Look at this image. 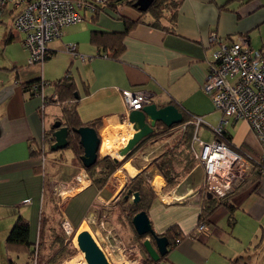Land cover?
<instances>
[{"label":"crops","instance_id":"crops-1","mask_svg":"<svg viewBox=\"0 0 264 264\" xmlns=\"http://www.w3.org/2000/svg\"><path fill=\"white\" fill-rule=\"evenodd\" d=\"M88 14L83 11L82 22L64 27L60 38L48 44L50 57L32 65L29 64L30 51L25 45V36L13 28L15 10L9 8L0 22L2 244L10 231V222L13 224L18 214L28 219L31 239L35 242L43 206L48 210L47 206L51 204H47V200L52 194L49 195L45 188L48 180L46 146H49L44 145L43 140L45 132L59 118L57 109H61L60 103L50 101L55 95L53 82L70 70L78 87L77 110L81 122L88 126L91 122L100 121L97 132L101 138L98 153L101 157L109 155L115 158L113 149L122 147H116L118 141L109 142L119 138L124 128L132 131L130 138L135 133L121 95V91L129 89L147 91L151 103L159 108L174 104L186 113L202 117L205 123L198 130L199 136L204 141H212V129L224 115L215 108L211 93L206 90L208 64L218 48L209 43V37L216 32L224 43L239 42L254 49L253 43H258L254 38L264 27V0H180L172 21L174 26L165 20L166 27H156L153 18L147 15L126 35L125 50L119 59L99 56L103 51L91 43L92 34L122 32L125 30L122 17L138 21L141 13L133 7L120 5L117 10H102L96 20ZM70 44L76 45L77 55L68 50ZM260 44L259 50H264V42ZM107 53L112 54L111 51L104 52ZM39 79L47 82L41 94L33 95L24 89V84ZM50 122H53L51 127L48 126ZM163 126L157 123L154 132L136 146L129 159L122 160L103 189L97 188L77 158L72 157L69 162L63 155L52 159L56 167L50 171L53 175L55 170V178L49 181L50 188L53 182H60L63 186L78 180L81 185L80 190L69 196L65 208H59L63 220L67 219L79 231L88 229L93 232L91 227H95V233L100 232V223L105 217L104 226L116 227L114 219L117 223V217L112 214L114 219H111L110 212L104 211L110 205L115 206L132 181L142 175L156 194L147 213L156 234H163L174 225L182 234H190L196 227L202 205L213 196H209L206 190L200 192L205 184V173L196 161L174 189L165 191L167 182L155 160L177 143L178 138L175 137L178 135L175 133L178 131L175 128L163 130ZM225 129L233 149H242L248 155L260 158V143L246 121L230 119ZM39 148L42 150L40 156L45 157L44 165L39 155L32 156L33 149ZM253 168L251 165L246 182L228 199V203L235 207L232 225L227 206H219L209 217L210 234L199 239L185 237L163 262L231 264L235 259L248 258L249 255L248 264H264V177ZM44 192L48 193L47 196ZM97 207L101 209L94 215L97 217L94 221L93 209ZM4 219L7 220L5 227ZM132 233L127 241L123 239L124 243L139 246L134 240L133 229ZM216 238H219L222 248L214 244ZM139 254L137 258L139 262L142 258L144 264L148 254L142 247Z\"/></svg>","mask_w":264,"mask_h":264},{"label":"built area","instance_id":"built-area-1","mask_svg":"<svg viewBox=\"0 0 264 264\" xmlns=\"http://www.w3.org/2000/svg\"><path fill=\"white\" fill-rule=\"evenodd\" d=\"M103 2L105 0H94V3L84 0H0V21L9 8L15 10L13 26L25 36L24 42L30 51L29 64L32 65L43 62L48 54V44L60 38L64 27L82 22L83 11L94 16L95 3ZM209 43L218 48L208 64L206 90L211 93L215 108L223 113L224 118L212 129V141H204L199 136L198 130L205 123L202 117L193 116L187 124L195 126L193 157L205 173V184L200 192L206 190L223 197L246 180L251 168L250 158L233 149L225 139V128L230 119L246 121L255 132L261 147L260 173L264 177V50H254L239 42L224 43L216 32L210 35ZM68 50L77 55L75 44H70ZM121 95L128 113L151 103L150 95L143 89L123 90ZM53 99L57 100V96ZM70 184L78 186L80 183L75 180ZM106 220L105 217L100 223V227L107 232L105 244L111 243L112 250L117 248L118 254L135 252L132 257L139 256L138 244L126 245L115 227L107 229L104 226ZM64 221L65 232H74L72 225ZM208 234L209 226L201 223L190 237L199 239ZM103 252L109 258L105 250Z\"/></svg>","mask_w":264,"mask_h":264},{"label":"trees","instance_id":"trees-1","mask_svg":"<svg viewBox=\"0 0 264 264\" xmlns=\"http://www.w3.org/2000/svg\"><path fill=\"white\" fill-rule=\"evenodd\" d=\"M87 2L94 3V0H84ZM136 0H105L103 3H95L96 12L94 14V19L96 20L97 16L100 12L106 8H111L117 10V8L121 6H130L138 10L134 6ZM180 0H154L150 8L145 11H139L141 13V18L138 21H132L125 17H122V20L125 24V30L122 32H94L91 37V43L101 49L103 52L99 53V56H111L115 59H119L122 53L125 50L124 39L128 32L136 26L137 23L140 21H144L147 15H150L154 20V26L156 27H166L164 26L165 20L169 21L171 25H175L172 21L176 16V12L179 7ZM172 11V13H171ZM170 13V14H169ZM2 21V20H1ZM0 21V22H1ZM16 30V28L13 26ZM18 31V30H17ZM19 32V31H18ZM21 33V32H19ZM24 35V34H23ZM52 42V41H51ZM48 47V46H47ZM111 51L112 54H104V52ZM49 52V50H48ZM50 57V54H47L45 60ZM47 82L43 79L34 80L24 84V89L30 91L33 95L41 94L43 86ZM54 85V96H57V100H54L53 97L50 98L52 102L60 103V107L62 110V116L57 118L62 122L63 126L68 127L69 129V136H68V146L65 148L70 149L73 153L78 157V162L82 165L81 156L84 153L83 147L80 144V137L78 133L74 131L75 128H80L85 126L78 114V101L79 97H76V93H78L77 83L72 76L70 70L66 73L64 77L61 79L53 82ZM37 86V88H35ZM49 101V100H48ZM180 110V109H179ZM183 114V122L182 124L188 123L194 115L190 113H186L180 110ZM95 128L96 130L100 126V121H94L89 124ZM157 125V124H156ZM162 125V123H159ZM181 124L174 125L170 128L164 127L163 130H171L174 127L180 126ZM186 131L183 134V137L177 136V143L170 149H166L161 155L157 157L155 160V164L157 165L159 171L161 172L162 176L165 178L167 185L165 187V191H170L174 189L192 170L195 165V161L191 154L190 150V142L192 140V136L194 133L195 126L192 124H187ZM53 126L45 132L43 144L48 145L49 147L54 143L55 138L53 136ZM226 133V132H225ZM225 139L231 144L230 138L228 133H226ZM64 150V149H63ZM240 151L244 156L249 157L251 160V165L255 168L254 171L261 176V159L254 158L253 156L248 155L244 150L237 149ZM42 153L41 148L33 149L32 156H40ZM261 153V152H260ZM129 156L125 158L128 160ZM123 160V161H125ZM122 161V162H123ZM115 158L107 155L102 158L99 157L97 162L89 167L86 168V171L91 177L93 183L99 189H103L108 182V179L111 175L117 170V168L122 164ZM41 172H44L41 170ZM247 180V178H246ZM246 180L240 185L242 186ZM239 186V187H240ZM239 187L237 189H239ZM45 188L49 189L50 184L48 180L45 183ZM47 194V192H44ZM139 194V202L134 203L132 199H134V194ZM233 193V192H232ZM223 198L213 197L207 200V203L202 205L201 212L199 214V218L197 221L196 226L201 223L207 224L209 223V217L212 215L213 211L216 210L219 206L225 205L228 208L230 213L229 221L232 225L234 222L233 213L235 211V207L228 203V199L231 194ZM156 194L151 187V185L146 181L144 176L139 175L136 177L132 183L128 186L125 190L124 194L120 197L117 201L116 206L119 207L120 211L117 214V220L119 223H126L128 224L131 229L134 230V240H136L142 249L145 250L143 245L144 240L149 236H140L135 231V228L132 223V218L135 214L141 211H146L148 213L149 208L152 206L153 201H155ZM52 201V199H51ZM50 198L48 199L47 204H50ZM210 204V205H209ZM51 206V205H50ZM48 205L46 210V206H43L40 223H39V234L37 240L34 242L31 239V228L30 223L26 217L21 214H18L12 228L8 232V235L4 241L6 250L8 253H26L27 254V262L25 264H58L61 260L67 256L70 252V249L64 245V239L61 234L55 231L54 220L57 218L58 220L62 218L61 212L56 206ZM48 211V212H47ZM56 216V218H55ZM58 222V221H57ZM53 233V234H52ZM63 233V231H62ZM53 235V236H52ZM162 236L167 237L168 239V252L165 256L161 257L159 261H154L149 255H147L144 264H158L163 262V260L167 257L168 253L178 245L177 240H183L185 237H189L191 234L184 235L182 234L176 225L171 226L165 233L160 234ZM152 243L155 244L153 238H151ZM46 242L50 244V255L43 259L40 257L42 255V249L44 246H47ZM58 247V248H57ZM146 252V250H145ZM147 253V252H146ZM245 257H239L232 261L231 264H236L240 260H244ZM5 264H18L16 261L12 260V258L8 257V261Z\"/></svg>","mask_w":264,"mask_h":264},{"label":"water","instance_id":"water-1","mask_svg":"<svg viewBox=\"0 0 264 264\" xmlns=\"http://www.w3.org/2000/svg\"><path fill=\"white\" fill-rule=\"evenodd\" d=\"M153 2L154 0H136L134 6L138 8L139 11L145 12L150 8ZM76 97H78L77 93ZM128 118L129 122L133 125L135 133L124 147L114 149L113 155L116 160L119 158L125 160L143 139L154 132L157 123H163L166 127L170 128L183 122V114L174 104L159 108L155 103H149L140 110H132ZM53 129L55 130L53 132L55 141L50 149L52 151L65 149L68 146V127L63 126L62 122L57 120L53 124ZM74 131L78 133L80 144L84 150L81 161L85 168H89L97 162L99 149L101 147V138L97 130L91 126L75 128ZM139 199V194L135 193L133 202L138 203ZM132 223L138 235H149L154 239L155 245L152 243L151 238H146L143 242L147 254L154 261H159L161 257L167 254L168 239L165 236L156 234L146 211L135 214L132 218ZM76 245L85 257L87 264H110L105 253L88 230H82L78 233Z\"/></svg>","mask_w":264,"mask_h":264},{"label":"rangeland","instance_id":"rangeland-1","mask_svg":"<svg viewBox=\"0 0 264 264\" xmlns=\"http://www.w3.org/2000/svg\"><path fill=\"white\" fill-rule=\"evenodd\" d=\"M171 13H172V11H171ZM260 32L262 33V35L260 34ZM257 36L258 37L254 38V41H257L258 43H253V45H252L254 50H259L262 47V44H260V42L261 41L264 42V27L257 32ZM28 59H29V57H28ZM57 114H58V117H61L62 116V110L61 109H57ZM55 121H57V120H54V122ZM50 123L48 124V126L52 125L53 122H50ZM186 127L187 126H185L184 124H181L179 126V128L174 127L176 129V131H178V133H175V135H178V136H180L182 138L184 132L187 129ZM174 132H175V130H174ZM175 138H178V137H175ZM190 150H191V154L193 156L192 140L190 142ZM46 153H47L46 157H47L48 160H47L45 166H46V173L48 175V183H49V181L51 180L52 177L55 178V176H53L55 170L52 171L53 175H50V171L53 168L56 167V166H54V163L51 161L52 159H55V158H57V157H59L61 155H63L64 160L66 162H69L72 159V157H73V159L78 158L76 155L74 156L73 151L70 150V149L69 150L68 149H66V150L64 149V150H59V151H52L49 147L46 146ZM99 157L102 158L100 155H99ZM40 158H41L42 163L44 165L45 158L43 156L42 157L40 156ZM193 159H194V157H193ZM122 160H124V159L119 158V162H122ZM77 161H78V159H77ZM194 161H196V160L194 159ZM60 184H61L60 182L59 183L53 182L52 188L47 189V192L49 193V195H51V194L54 195L53 199H52V195H51L50 199H52V201H51L50 205L52 207L56 206L58 208V210H59V208L61 210L63 208H65L64 204L68 200L69 196L72 195L76 190H80V186H81L80 184L78 186L76 184H75L76 186L74 184L72 186H71V184H70V186H68L66 184L61 186ZM73 189H75V190H73ZM234 191H232V192H234ZM232 192H230V193H232ZM47 194H46V196H47ZM208 195L209 196H213V197L223 198V197L227 196L228 194L222 197V196H216V195L208 192ZM59 197H60V199H59ZM57 199H59V200L57 201ZM132 201H133V199H132ZM106 208L107 209H105L104 213L110 212V215H111L110 218L111 219H112V217L114 219V216H112V214L115 215V218H116L117 214L120 211L119 207L116 206V204H115V206L110 205V207L108 206ZM100 209L101 208H99V207L93 209L92 220H94V221L96 220L97 217L94 216V215H96V213L98 214V212H100ZM60 212L61 211L59 210V213ZM61 216H62V214H61ZM55 218H56V216H55ZM64 220H67V219H64ZM64 220H63V217L60 218L59 220L57 218L54 220V225L56 226L55 227V231L58 232V233L61 230L63 231V233L61 231V234H62V237L64 239V245L67 246V248L70 249V252L58 264H85V263L87 264V262L85 260V257L82 255L80 249L76 245L77 235L80 232L79 229L78 230L74 229V232H72L71 234L66 233L65 229L63 227V221ZM92 220H91V222H92ZM3 223H4L3 227H5V225L7 223V220L4 219ZM114 223H115V226H116L115 228L117 229V231L121 234L123 239L125 241H127L126 239L131 237V235L133 234L132 233V229L126 223H119L118 221L116 223L115 219H114ZM13 224H14V222H13ZM13 224H11V222H10L9 230L12 228ZM106 228L109 229L110 227H106ZM0 229H1V224H0ZM91 229H92L93 232H91V230H88V229L87 230L95 237L94 240L97 242L98 245L101 246V249L103 248V250H105V252L107 253V256L109 257L107 259H108L110 264H138V263L139 264H143L142 258H140V262H139V260L137 258V255L132 257L135 254V252H131L130 254H126L124 252H120V254H118V252L116 251V250H118L117 248L112 250V247L110 246L111 243L110 244L109 243L105 244V240L103 238H106L107 232L103 228L100 227V232H97V233H95L97 231V229L95 227H91ZM83 230H85V229H83ZM192 232H190V234H192ZM61 234L59 233V236ZM208 235H206V236H208ZM0 244H1L0 245V264H5L8 261V257L12 258V260L16 261L18 264H25L27 262L28 258H27V254L26 253H14V252L8 253L7 250H6L5 243L2 244V242L0 241ZM46 244H47V246H44L43 249H42V255H40V257H41L40 261L41 260L43 261V259H46L50 255V253L52 251V250H50V244L48 242H46ZM214 244L217 247L222 248L221 247L222 245L220 244L219 238H216L214 240ZM136 253H137V251H136ZM249 259H250V256L248 255V258L245 257L244 260H240L236 264H248ZM137 260H138V262H137ZM163 264H169V263L165 261V262H163Z\"/></svg>","mask_w":264,"mask_h":264},{"label":"bare ground","instance_id":"bare-ground-1","mask_svg":"<svg viewBox=\"0 0 264 264\" xmlns=\"http://www.w3.org/2000/svg\"><path fill=\"white\" fill-rule=\"evenodd\" d=\"M132 131L130 129H126L124 128L123 131L120 132V136L119 138L115 137L113 139L110 140L109 144H113L114 141H118V144L116 145L117 146H121V147H124L125 144L128 142L129 138H130V135H131ZM121 139V140H120ZM122 141V142H121ZM111 146V145H110ZM113 147V146H112ZM110 150V148H109ZM109 150L107 151V153L109 152ZM114 150V149H113ZM111 153V152H110ZM139 260V259H138ZM137 260V262H138ZM136 262V263H137ZM139 264V263H138Z\"/></svg>","mask_w":264,"mask_h":264}]
</instances>
